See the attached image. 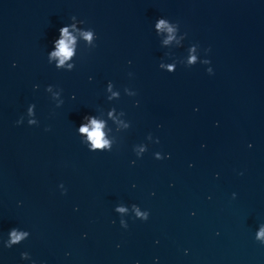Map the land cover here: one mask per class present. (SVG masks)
Masks as SVG:
<instances>
[{
    "label": "water",
    "instance_id": "1",
    "mask_svg": "<svg viewBox=\"0 0 264 264\" xmlns=\"http://www.w3.org/2000/svg\"><path fill=\"white\" fill-rule=\"evenodd\" d=\"M0 264H264V0H0Z\"/></svg>",
    "mask_w": 264,
    "mask_h": 264
},
{
    "label": "clouds",
    "instance_id": "2",
    "mask_svg": "<svg viewBox=\"0 0 264 264\" xmlns=\"http://www.w3.org/2000/svg\"><path fill=\"white\" fill-rule=\"evenodd\" d=\"M61 31H64V30L61 29ZM59 46H60V53H62L64 56H69L71 54L68 51V49H67V47H66V45H65L63 40L59 41ZM99 128H100V125L97 124L96 125V131L91 133L92 137L95 139V143H96L97 147H99L100 144H101V140H100L101 133L99 131Z\"/></svg>",
    "mask_w": 264,
    "mask_h": 264
}]
</instances>
